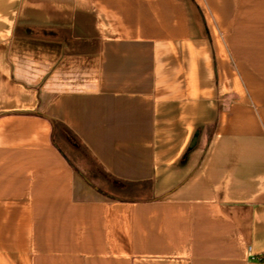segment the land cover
I'll return each instance as SVG.
<instances>
[{
    "label": "crops",
    "instance_id": "0c3cea01",
    "mask_svg": "<svg viewBox=\"0 0 264 264\" xmlns=\"http://www.w3.org/2000/svg\"><path fill=\"white\" fill-rule=\"evenodd\" d=\"M228 48L264 0H0V264H264V80ZM55 122L154 199L97 192Z\"/></svg>",
    "mask_w": 264,
    "mask_h": 264
},
{
    "label": "trees",
    "instance_id": "16d2710c",
    "mask_svg": "<svg viewBox=\"0 0 264 264\" xmlns=\"http://www.w3.org/2000/svg\"><path fill=\"white\" fill-rule=\"evenodd\" d=\"M54 129L57 139H67L69 140L68 142L71 141L72 144L73 142L74 145L76 144L75 148H77L81 155H79L80 158L78 160L74 161L63 149L65 140H55L57 148L67 158L71 166L101 195L120 202H145L154 199L153 197H147L148 194L154 191L153 181L129 182L115 178L105 170L87 146L83 144L69 128L60 122H55ZM79 164L85 166L86 169H81ZM96 180L105 182L108 190L95 185L97 182Z\"/></svg>",
    "mask_w": 264,
    "mask_h": 264
},
{
    "label": "rangeland",
    "instance_id": "374dc122",
    "mask_svg": "<svg viewBox=\"0 0 264 264\" xmlns=\"http://www.w3.org/2000/svg\"><path fill=\"white\" fill-rule=\"evenodd\" d=\"M223 51L226 53L233 70L235 72H238L241 82L243 83V86L245 88L247 97L251 100V92L249 85L250 82H252V80L257 81L258 79L264 80V49L228 48ZM232 102L233 101H231L230 99L228 104L230 105V103ZM68 141L69 140L67 139L64 141L65 145H63V149L74 161H76L80 158L79 155L81 154L77 150V148H75L76 144L74 145V142L72 144L71 141ZM79 166L83 170L86 169L85 166H82L81 164H79ZM95 185L101 187L102 189L104 188L105 190H108L106 187V183L102 180L97 181ZM153 196L154 194L150 193L147 197L151 198Z\"/></svg>",
    "mask_w": 264,
    "mask_h": 264
},
{
    "label": "water",
    "instance_id": "95a60500",
    "mask_svg": "<svg viewBox=\"0 0 264 264\" xmlns=\"http://www.w3.org/2000/svg\"><path fill=\"white\" fill-rule=\"evenodd\" d=\"M198 141H199V132L196 133V135H195V137H194V139L190 145L189 151H193L197 147Z\"/></svg>",
    "mask_w": 264,
    "mask_h": 264
}]
</instances>
